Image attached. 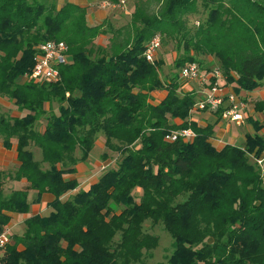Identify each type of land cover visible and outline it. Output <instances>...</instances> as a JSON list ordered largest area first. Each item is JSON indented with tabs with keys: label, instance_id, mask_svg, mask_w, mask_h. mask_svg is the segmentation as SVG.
<instances>
[{
	"label": "trees",
	"instance_id": "obj_1",
	"mask_svg": "<svg viewBox=\"0 0 264 264\" xmlns=\"http://www.w3.org/2000/svg\"><path fill=\"white\" fill-rule=\"evenodd\" d=\"M87 11L74 0H0V95L25 111L0 116V137L4 146L15 140L13 178L33 191L28 200V189H0V231L6 212L25 213L42 194L53 196L46 213L10 234L0 264H142L157 244L146 220L172 239L168 264H264V169L249 156L264 154V97L252 102L262 118H247L252 133L242 144L216 147L213 128L226 106L211 110L215 120L205 125L191 120L196 95L179 89L176 73L161 76L160 59L142 54L157 32L161 44L173 40L174 66L201 67L211 55L235 94L257 89L264 0H134L128 21L116 26L107 18L89 23ZM195 13L201 17L189 25ZM46 39H63L68 61L56 79L28 77ZM160 89L165 94L153 104L150 92ZM181 128L194 136L164 139ZM98 136L115 157L82 188L65 175Z\"/></svg>",
	"mask_w": 264,
	"mask_h": 264
},
{
	"label": "built area",
	"instance_id": "obj_2",
	"mask_svg": "<svg viewBox=\"0 0 264 264\" xmlns=\"http://www.w3.org/2000/svg\"><path fill=\"white\" fill-rule=\"evenodd\" d=\"M125 0H100L101 7L122 6ZM160 45V34L154 33L147 41L142 51L145 59L151 61L154 57L156 48ZM68 46L63 39H46L37 44L32 67L27 74L28 77L34 79L53 80L59 75V66L68 61ZM177 75L183 80L197 81L201 87V96L196 99L193 104V110L211 111L219 106H226L220 114V119L225 122H234L240 124L244 118V109L246 103L243 95L235 94L233 91L224 92L222 87L218 85L215 78L219 76V71L207 72L198 65L195 61H188L179 66ZM214 76V81L210 78ZM264 94V82L257 88ZM241 96V97H239ZM194 132L189 128H181L168 132L164 139L166 141H173L177 138L185 141L191 139ZM252 161L255 162L259 168L264 169V154L254 157L249 155ZM10 242V232L8 229L0 231V252L4 246Z\"/></svg>",
	"mask_w": 264,
	"mask_h": 264
},
{
	"label": "crops",
	"instance_id": "obj_3",
	"mask_svg": "<svg viewBox=\"0 0 264 264\" xmlns=\"http://www.w3.org/2000/svg\"><path fill=\"white\" fill-rule=\"evenodd\" d=\"M77 3L84 5L87 7L89 6V1L91 0H74ZM87 19L91 21H96L99 18H108V13L105 10L97 9L95 7H90V9L86 13ZM177 76L178 83H179V89L181 91H193V93L196 95V98L201 96V87L199 86L197 81L193 80H183ZM22 78H19V80H22ZM224 90L228 91L231 90V86L229 84L224 85ZM252 91V90H251ZM251 91L247 90H240L241 93L245 94V98L248 96V94H251ZM151 94V102L153 104H156L159 99H161L165 94V89L160 90H153L150 92ZM255 96V95H254ZM264 97V94L261 93L260 95L256 96V98ZM255 98V99H256ZM48 105L45 104V108ZM247 108V105H246ZM25 111H21L17 108V106L12 102V99H9L6 95H0V116H8V117H15V116H21L24 114ZM260 113H256L252 109V104L250 105V109L246 110L244 109V118L240 124H236L234 122H225L224 120H217L214 125V132H213V138L211 139V142L216 146L220 147L222 144H225L224 138L226 136V131L230 128L231 124L234 126L240 128L241 126L244 127V135L246 133H252V126L247 121V118L251 116L252 118L260 120L259 118ZM191 120L196 121L198 124L205 125L207 122H212L215 120V116L210 111H201V110H195L190 115ZM173 121L178 122L177 119H174ZM244 135L242 137V140L239 144L241 145L244 139ZM234 138V137H233ZM231 142V141H230ZM96 143V142H95ZM101 148L103 147V141L101 142ZM228 143V142H227ZM234 144L235 143H229ZM31 149V148H30ZM32 150V149H31ZM33 153H35V150H32ZM104 162V161H103ZM108 163L102 164V162H97L95 164L94 169H89L86 165H84L81 162H78L75 165V172L71 175H65V177H74L78 181V186L82 187L80 185V181L82 178H88L91 174L87 176L88 173H92V175L88 178V180L94 181L95 178L99 175L100 171H97V169H104ZM18 166V160L16 158V142L12 138L10 139L9 146H4L2 143V138L0 137V189L3 195H7L10 190L13 189H28V183L25 181V179H15L13 176L10 177V174L14 172V170ZM87 176V177H86ZM89 182V183H90ZM33 196V191L28 189V200L31 199ZM53 199V196L44 193L41 195L39 202L37 203H30L28 206V209L25 213H12V212H6L9 216V220L6 223L4 229H8L10 234L15 232H21L24 229V222L23 220L31 215H43L47 212L48 207L47 204ZM19 225H22L20 229H16Z\"/></svg>",
	"mask_w": 264,
	"mask_h": 264
},
{
	"label": "rangeland",
	"instance_id": "obj_4",
	"mask_svg": "<svg viewBox=\"0 0 264 264\" xmlns=\"http://www.w3.org/2000/svg\"><path fill=\"white\" fill-rule=\"evenodd\" d=\"M55 1H56V4H60L63 0H55ZM99 1L100 0L89 1L88 10L90 9V7L91 8L95 7L97 9L107 11V13H108L107 19H109V22H111V24L115 25V26L123 24L126 21H128L129 13L131 12V10L133 8V1L134 0H125L124 3L122 4V6H116V7H110V6L101 7L98 4ZM86 17H87V15H86ZM199 17H201V14H199V13L191 14L189 16V21H188L189 25L196 24V21L199 19ZM101 20H102V18H99L94 22H100ZM87 21L89 23H94L93 21L88 20V19H87ZM95 41H96V43H104L105 39L103 38V35H100V36L98 35L96 37ZM176 53L177 52H176V48L174 47V42L171 39H166V41L163 44L160 43V45L156 48L154 57H155V59H160V61H161L160 67H159V72H160L161 76H163V74H165L166 76L171 74V73L177 74L179 67H176L173 64V59L175 58ZM198 57H200V56H198ZM200 65L204 69V71L211 72V71H214L216 69L217 61L211 55H207V56L203 57V61ZM219 74H220V72H219ZM215 80L218 83V85H220L223 88L222 90L224 92L230 91V90H228V91L224 90L225 84H223L224 80H223V77L221 74L219 76H217L215 78ZM251 93H252V95L248 94V96L245 98V94L239 92V94L243 95V97L245 98L244 100H245V103L247 105V108H245L246 110L250 109V105L252 104L253 100H255L256 96L260 95V91L258 89L252 90ZM201 94H202V92H201ZM239 97H241V96H239ZM50 107H51V111L53 113L57 112V105L55 102L51 103ZM259 118H262V114H259ZM38 123H39V121L36 124L38 125ZM225 134H226V136L224 138L225 143H227V142L228 143H235L237 145L240 143V141L242 140V137L244 135V127L241 126L240 128H238V127L234 126L233 124H231L230 128L226 131ZM97 135H99V134H97ZM102 141H103L102 137L98 136V138L95 141L96 143L93 145L91 150L88 152L87 157L85 158L84 161L81 162L84 165H86L89 169H94L95 164L99 161L102 162V164H104L106 162L108 164H110L113 161V157H115V153L110 152V151H106L105 149H103V147L101 148V144H102L101 142ZM30 148L32 150L36 151L35 153H33L34 159H38L39 158V155H38L39 150L37 151L36 147L33 145L30 146ZM103 151L106 152V159L105 160L101 159V153ZM102 170L97 169V171H100V172ZM89 174L92 175V173H88L87 176ZM11 176H13V173L10 174V177ZM88 178L87 179L85 177L82 178L80 181V185L83 187L87 186L88 183L90 182V180H88ZM21 227H22V225H19L18 227H16V229H20ZM143 229L147 233L155 235L157 237V244L153 249L148 251V253L143 256L142 264H168L167 258L170 254V251H171L172 239L170 238L168 233L163 229L162 224H160V223L152 224L150 222V220H146L143 224Z\"/></svg>",
	"mask_w": 264,
	"mask_h": 264
}]
</instances>
